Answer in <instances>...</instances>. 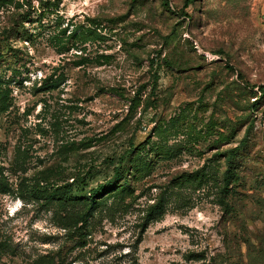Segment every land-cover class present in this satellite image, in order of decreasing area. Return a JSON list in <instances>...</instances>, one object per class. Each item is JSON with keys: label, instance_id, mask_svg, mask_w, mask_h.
Returning a JSON list of instances; mask_svg holds the SVG:
<instances>
[{"label": "rangeland", "instance_id": "374dc122", "mask_svg": "<svg viewBox=\"0 0 264 264\" xmlns=\"http://www.w3.org/2000/svg\"><path fill=\"white\" fill-rule=\"evenodd\" d=\"M0 264H264V0H0Z\"/></svg>", "mask_w": 264, "mask_h": 264}, {"label": "trees", "instance_id": "16d2710c", "mask_svg": "<svg viewBox=\"0 0 264 264\" xmlns=\"http://www.w3.org/2000/svg\"><path fill=\"white\" fill-rule=\"evenodd\" d=\"M195 0H186V5H188V4H190V3H192V2H194ZM166 3V5H167V2H165ZM156 82V81H155ZM138 148V145H132L131 147H130V152H133L135 149H137ZM130 154V153H129ZM233 158V156L232 155H230L229 157H228V159H227V163H228V167H231V165H230V163L232 162L231 161V159ZM121 176H122V172L120 171V170H116L115 171V173H114V175H113V178H114V182L116 181V179H119V178H121ZM229 174L227 175H225V180H226V182L229 180ZM106 182H103V183H101V184H99L97 187H95V188H92V189H90L89 190V195L90 196H92V202L94 203V200H95V197H96V195L100 192V190H103L105 187H106ZM119 186H123V184H121V185H119ZM227 188V187H226ZM94 199V200H93Z\"/></svg>", "mask_w": 264, "mask_h": 264}]
</instances>
